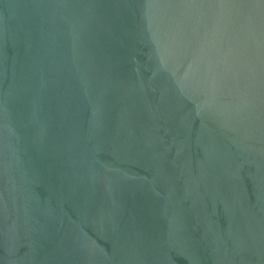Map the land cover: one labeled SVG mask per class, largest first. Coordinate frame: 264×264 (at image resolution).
I'll use <instances>...</instances> for the list:
<instances>
[{"label":"water","instance_id":"obj_1","mask_svg":"<svg viewBox=\"0 0 264 264\" xmlns=\"http://www.w3.org/2000/svg\"><path fill=\"white\" fill-rule=\"evenodd\" d=\"M0 264H264V0H0Z\"/></svg>","mask_w":264,"mask_h":264}]
</instances>
